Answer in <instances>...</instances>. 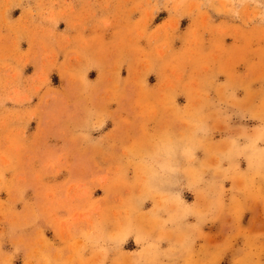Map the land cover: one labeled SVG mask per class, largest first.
<instances>
[{
	"label": "rangeland",
	"instance_id": "1",
	"mask_svg": "<svg viewBox=\"0 0 264 264\" xmlns=\"http://www.w3.org/2000/svg\"><path fill=\"white\" fill-rule=\"evenodd\" d=\"M240 138L264 147V0H0V264H264V216L206 206Z\"/></svg>",
	"mask_w": 264,
	"mask_h": 264
},
{
	"label": "crops",
	"instance_id": "2",
	"mask_svg": "<svg viewBox=\"0 0 264 264\" xmlns=\"http://www.w3.org/2000/svg\"><path fill=\"white\" fill-rule=\"evenodd\" d=\"M214 125V124H213ZM262 125H255L256 127H261ZM176 128H180L178 125H176ZM257 130V128H256ZM262 131V130H261ZM259 133V132H258ZM210 140V139H209ZM230 138L228 137H221L220 139H212L210 140V147L213 149L219 147V145H226L227 147L230 146V143L228 142ZM184 144V143H183ZM237 147L234 149L237 150L236 158H234V162H230L228 159V152H224L221 157L216 155V158H220L222 160V165L217 170L221 171V173L225 175H237L240 180V182H235L234 184H227V182L224 184L228 192L223 195L222 199L218 200L219 202L216 203L215 197L213 194H211L209 191H207V198H206V206L207 207H215V206H226L227 208H232L235 206H244L248 209L253 210L254 218L252 219V212L248 211L245 213L246 220L250 218L253 220H250V228L256 227L257 222L263 223V216H264V189L262 182L259 180H255V184L251 181V178L249 176L254 175L258 169H260L257 166H250V160H254L255 163H257L260 160V154L263 153V145L262 140L255 139V142H253V139H247V140H237ZM184 146V145H183ZM250 147V150H247V147ZM197 154H199V151H195ZM209 156H203L201 158H208ZM250 159V160H249ZM228 185V186H227ZM238 189H237V188ZM201 200H194L191 203H194V206L203 205ZM196 202V203H195ZM248 213V214H247ZM229 220L227 218L224 219V235L228 234V229H226L227 222ZM209 235H212L213 232L209 233ZM212 237V236H211ZM208 251L201 253L200 248H193V251L189 254V256H195L200 259L202 264H209V262L213 259L214 256V250L212 252ZM140 251H143L142 249H136V250H130V253H138ZM211 251V250H210ZM184 258V257H183ZM179 259L176 264H187L186 261L184 262V259ZM166 259L161 260V262H165Z\"/></svg>",
	"mask_w": 264,
	"mask_h": 264
}]
</instances>
